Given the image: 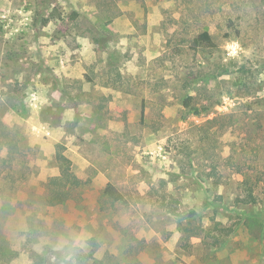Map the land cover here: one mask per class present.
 Here are the masks:
<instances>
[{"label":"rangeland","instance_id":"rangeland-1","mask_svg":"<svg viewBox=\"0 0 264 264\" xmlns=\"http://www.w3.org/2000/svg\"><path fill=\"white\" fill-rule=\"evenodd\" d=\"M41 257L264 264V0H0V264Z\"/></svg>","mask_w":264,"mask_h":264},{"label":"trees","instance_id":"trees-1","mask_svg":"<svg viewBox=\"0 0 264 264\" xmlns=\"http://www.w3.org/2000/svg\"><path fill=\"white\" fill-rule=\"evenodd\" d=\"M191 45L194 49H197L198 47H202V46H212L214 45V42H213L211 34L207 30H204L194 37ZM222 73H226V72H222ZM184 106L186 108H189L195 114L201 113V110L198 107L193 105L192 96H188L187 98H185ZM57 159L60 164L61 172H60V175L53 178V181L55 182V184L61 183L63 188L80 186L83 182L71 171L70 159L60 152L57 154ZM257 181L258 180L251 182L250 177L247 178V181L245 183V194L242 198H238L239 201L255 202L257 200V196L254 192L255 187L257 186ZM62 194H63V189H57L55 190V196L53 198L57 200ZM103 195L106 196L112 203H118L124 206L129 205V200L126 198L124 193L116 185H114L111 182H108L105 185L103 189ZM165 206H166L167 211H169V213H171L176 218H179L180 215H179L177 205H175L172 200L167 202ZM220 241H221V238H220ZM45 263H46V259L41 257L39 261L34 262L32 264H45Z\"/></svg>","mask_w":264,"mask_h":264}]
</instances>
